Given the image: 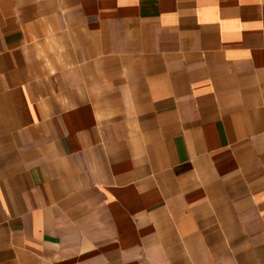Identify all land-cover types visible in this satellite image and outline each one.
Instances as JSON below:
<instances>
[{
	"label": "crops",
	"instance_id": "crops-1",
	"mask_svg": "<svg viewBox=\"0 0 264 264\" xmlns=\"http://www.w3.org/2000/svg\"><path fill=\"white\" fill-rule=\"evenodd\" d=\"M0 264H264V0H0Z\"/></svg>",
	"mask_w": 264,
	"mask_h": 264
}]
</instances>
